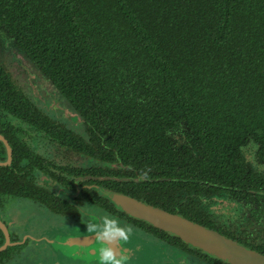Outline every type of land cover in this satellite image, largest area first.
<instances>
[{"label": "trees", "instance_id": "obj_1", "mask_svg": "<svg viewBox=\"0 0 264 264\" xmlns=\"http://www.w3.org/2000/svg\"><path fill=\"white\" fill-rule=\"evenodd\" d=\"M0 36L72 106L87 137L25 95L0 46L1 111L59 144L92 147L98 178L117 163L155 200L228 194L253 206L224 233L264 253V0H0ZM1 168L3 191L16 177L39 198L34 164L31 182Z\"/></svg>", "mask_w": 264, "mask_h": 264}, {"label": "flooded vegetation", "instance_id": "obj_2", "mask_svg": "<svg viewBox=\"0 0 264 264\" xmlns=\"http://www.w3.org/2000/svg\"><path fill=\"white\" fill-rule=\"evenodd\" d=\"M4 65L9 69L14 80L18 78V68L15 67L19 65L12 67L6 61ZM19 88L46 114L56 119L57 123H64L75 133L87 137L88 132L84 128H78L82 120L77 123L73 119L76 113H71L72 115L68 117L62 116L61 110L60 113L52 110L56 114L54 116L48 112L44 103L36 102L35 98L38 94L36 87L33 91ZM50 88L58 93L56 89L51 86ZM68 106L72 107L69 103ZM0 134L8 142L7 144L0 139V171H3L1 167L8 166L12 168L13 175L27 177L28 169L31 170V165L34 164L37 173L34 181L40 184V194L37 198L32 195V184L30 183L27 188L25 179L17 183L16 177L8 187V192L3 191L1 182L5 181V178L0 177V264H62V257H67L74 264H95L98 262L99 247L96 237L87 247L80 243L69 246L61 240L56 242L58 238L95 234L87 228L88 218L93 210L97 216V220L92 221L94 223L99 222L100 216L109 215L117 218L121 226L131 227L132 232L126 244L115 242L117 255L123 251L127 256L126 264H134L139 260L144 264H234L211 255L201 247L194 246L179 234L169 232L163 227L126 212L105 190L127 194L142 203L151 204L203 225L212 223L215 227H219L223 234L224 231H239L238 227L243 226L244 223L238 227L234 224L229 227L219 223L197 199L201 194L205 200L206 197H218L221 194H194L196 198L194 202L191 201L190 194L180 195L181 198L178 201L173 200L172 204V199L167 201L156 198L155 200L157 194L151 195L148 184H142L143 179L138 183L139 179L135 178L137 183H132L133 178L128 176V170L126 168L119 170L117 163H113L115 173L109 172L110 176L98 178L95 174V166L101 161L93 155L92 147L79 148L59 144L56 139H48L43 135V131L32 128L27 121L10 115L5 110H0ZM30 157L35 159L30 161ZM38 160L42 162L41 167ZM43 168H47L46 173H43ZM28 173L30 174V171ZM26 179L31 182L30 177ZM148 199L155 200L158 205L149 202ZM237 203L230 196L225 201V205L238 212L243 211L246 205L239 206ZM191 207L196 209L194 218L188 215L191 213ZM28 216L36 217L38 222L34 223L32 219V224L27 223ZM61 248L69 249L70 256L64 254ZM90 248L94 250L89 251ZM149 248L151 253L145 251ZM25 251L33 256L26 257ZM44 257H50V261L44 260Z\"/></svg>", "mask_w": 264, "mask_h": 264}, {"label": "water", "instance_id": "obj_3", "mask_svg": "<svg viewBox=\"0 0 264 264\" xmlns=\"http://www.w3.org/2000/svg\"><path fill=\"white\" fill-rule=\"evenodd\" d=\"M0 139L7 144L5 137L0 134ZM105 192L126 212L145 219L156 226H160L169 232L179 234L184 240L191 242L206 250L211 255L222 258L234 264H264V254L257 250L239 244L233 238L207 225L200 224L184 216L172 214L164 209L155 207L151 204L140 202L127 194L116 191ZM96 237V234L81 235L75 237H64L56 239L61 240L65 245L74 246L80 243L87 247ZM116 241L111 246L115 248ZM89 251L94 248L88 249ZM85 252H89L84 250ZM117 254L118 250L115 248Z\"/></svg>", "mask_w": 264, "mask_h": 264}, {"label": "rangeland", "instance_id": "obj_4", "mask_svg": "<svg viewBox=\"0 0 264 264\" xmlns=\"http://www.w3.org/2000/svg\"><path fill=\"white\" fill-rule=\"evenodd\" d=\"M10 39L6 36H0V46L1 53L3 56L6 57L5 61L10 64L12 67L16 66V63H19V66H16L15 68H18V78L16 77V83L19 87L25 89V90H32L33 88H37L38 94L36 95V102L38 104L44 103V106L47 108L48 112L50 114H53L56 116V114L53 113L55 111L56 113H60L59 110L62 111V116H70L71 113H76L73 111L72 107L68 106V102L62 98V96L59 93H56V91H52L50 88L48 82L45 78H43L42 74L39 72V70L36 68L35 64L30 62L28 59H26L22 52L18 48L13 49L11 46ZM11 67V68H12ZM35 93H37L35 91ZM34 95V93H33ZM35 96V95H34ZM70 105V104H69ZM53 110V111H52ZM78 124V128L82 129L83 125ZM256 144L250 142L248 145L244 146V152L246 153V156L254 161L255 160V150H256ZM37 186L40 187V184L37 183ZM202 195V194H201ZM200 195V196H201ZM198 196V200L202 207H204L208 213H210L215 219L219 221V223L231 227L232 224L235 225V227H238L241 225V223H245L248 221L251 217L252 207H245L243 211H236L233 208H231L229 205H225V201L228 200V194H221L218 197H205ZM34 219V223L38 222V219L34 216H28L27 217V223H31V220ZM244 221V222H241ZM32 224V223H31ZM83 229V228H81ZM62 249V248H61ZM146 252L151 253L150 248L145 250ZM62 252L66 254L67 256H70V250L69 249H62ZM27 251L24 252V255H27L26 257H32L33 254H29ZM60 256V255H56ZM24 257V256H23ZM62 257V256H60ZM48 259V262L50 261V257H44V260ZM62 264H74V262L67 257H62ZM32 263V259L30 260ZM95 264H98V262H95ZM134 264H144L141 263L140 260L137 261Z\"/></svg>", "mask_w": 264, "mask_h": 264}, {"label": "clouds", "instance_id": "obj_5", "mask_svg": "<svg viewBox=\"0 0 264 264\" xmlns=\"http://www.w3.org/2000/svg\"><path fill=\"white\" fill-rule=\"evenodd\" d=\"M87 228L96 234L98 244V264H126L127 256L123 251L119 255L111 246V242L116 241L126 244L129 241L132 229L130 226H121L119 220L109 215L100 216L97 220L95 211L90 212Z\"/></svg>", "mask_w": 264, "mask_h": 264}]
</instances>
